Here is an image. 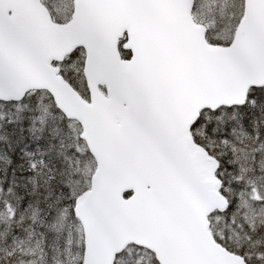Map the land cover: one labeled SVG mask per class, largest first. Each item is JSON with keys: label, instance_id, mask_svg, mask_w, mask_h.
I'll use <instances>...</instances> for the list:
<instances>
[{"label": "snow or ice", "instance_id": "6c2138e0", "mask_svg": "<svg viewBox=\"0 0 264 264\" xmlns=\"http://www.w3.org/2000/svg\"><path fill=\"white\" fill-rule=\"evenodd\" d=\"M0 264H264V0H0Z\"/></svg>", "mask_w": 264, "mask_h": 264}]
</instances>
